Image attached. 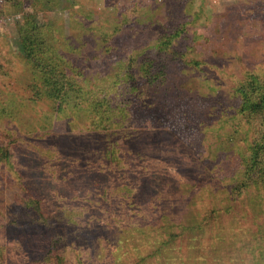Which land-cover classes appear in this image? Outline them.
<instances>
[{"label":"rangeland","instance_id":"rangeland-1","mask_svg":"<svg viewBox=\"0 0 264 264\" xmlns=\"http://www.w3.org/2000/svg\"><path fill=\"white\" fill-rule=\"evenodd\" d=\"M28 23L67 74L59 111ZM251 74L264 0H0L2 263L264 264V191L239 192Z\"/></svg>","mask_w":264,"mask_h":264},{"label":"trees","instance_id":"trees-1","mask_svg":"<svg viewBox=\"0 0 264 264\" xmlns=\"http://www.w3.org/2000/svg\"><path fill=\"white\" fill-rule=\"evenodd\" d=\"M34 24V23H32ZM28 23L27 32L23 34V51L25 56L32 62L35 63L38 67L47 69L51 73V77L47 81L49 88L43 90L41 88L34 87L37 96L46 95L49 98L59 101V109H62V104L66 103L67 98L69 97V92L65 88V81H68L67 74L63 75V71H58L57 68L53 67L49 62H47L43 56L45 52L43 50L44 37L36 24L32 25ZM49 63V64H48ZM51 67V68H50ZM65 81H64V80ZM55 80V81H54ZM65 82V83H64ZM64 83V84H63ZM239 89L244 111L248 107V112L251 115H247L248 121L253 126L256 136L253 138L254 144V155L252 156L253 163L252 165L245 170V179L242 182V186H239V192L244 191L246 188L252 186V184H258L260 188L264 191V80H260L255 75L249 76V82L242 84ZM83 90L77 89L76 99L81 97V92ZM85 97V96H84ZM90 103V101H89ZM90 108L93 111V114L103 118V121L113 122L112 115L116 113L112 105H108L103 101H92ZM112 125V124H108ZM5 150L3 152V157H7L9 150L6 148H0ZM261 164V165H260ZM28 207H38V203L35 201H30L26 203ZM57 258L61 259L59 264H65L63 258L56 255ZM2 258L0 257V264L2 263Z\"/></svg>","mask_w":264,"mask_h":264}]
</instances>
